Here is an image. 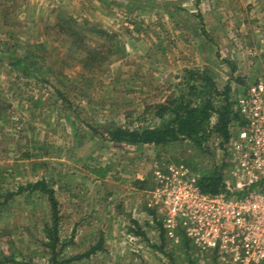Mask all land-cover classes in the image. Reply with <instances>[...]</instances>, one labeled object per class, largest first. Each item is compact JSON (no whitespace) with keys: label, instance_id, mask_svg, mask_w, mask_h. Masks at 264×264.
Here are the masks:
<instances>
[{"label":"rangeland","instance_id":"obj_1","mask_svg":"<svg viewBox=\"0 0 264 264\" xmlns=\"http://www.w3.org/2000/svg\"><path fill=\"white\" fill-rule=\"evenodd\" d=\"M5 9L0 49L13 55L0 52V264H216L181 229L167 235L152 191L155 165L227 178L217 134L202 150L186 140L129 145L107 140L105 126L156 125V105L185 91L190 69L208 71L219 91L229 85L235 101L264 75V0H9ZM39 179L59 202L55 251L46 196L26 188Z\"/></svg>","mask_w":264,"mask_h":264},{"label":"built area","instance_id":"obj_2","mask_svg":"<svg viewBox=\"0 0 264 264\" xmlns=\"http://www.w3.org/2000/svg\"><path fill=\"white\" fill-rule=\"evenodd\" d=\"M238 121L221 140L228 177L225 190L203 192L200 171L184 163L155 165L152 197L163 211V225L177 240L181 229L216 264H264V75L236 98Z\"/></svg>","mask_w":264,"mask_h":264},{"label":"trees","instance_id":"obj_3","mask_svg":"<svg viewBox=\"0 0 264 264\" xmlns=\"http://www.w3.org/2000/svg\"><path fill=\"white\" fill-rule=\"evenodd\" d=\"M3 1V2H2ZM9 0H0V14L5 12ZM4 16V13H3ZM103 33L105 31H102ZM106 34V32L104 33ZM7 46L5 41L3 46ZM8 48H2L0 52ZM15 69L21 72H30V68L23 64L22 59H13ZM21 66V68H20ZM185 76V91L176 96H171L165 102L156 105L154 116L158 118L156 125H146L129 128L118 125L105 126L106 138L111 142L125 143L129 145H156L164 146L175 141H187L192 146L202 150L205 142L212 132L226 140L229 136L228 127L232 121H238L239 115L234 111L235 101L230 97V87L226 85L224 90L219 91L208 71L187 70ZM216 115V121L211 129V119ZM222 144V143H221ZM224 166V164L222 163ZM107 169L94 167L93 174L103 178ZM199 186L203 192L219 193L225 190L224 176L219 168L212 171L202 172ZM31 191H36L46 196L50 209L51 227L47 226V246L55 251L59 241L58 226L60 223L59 202L54 189L49 186L46 179H39L26 185ZM1 204V203H0ZM100 247V245H97ZM98 247L92 246L82 255H74L67 259H79L96 251Z\"/></svg>","mask_w":264,"mask_h":264},{"label":"crops","instance_id":"obj_4","mask_svg":"<svg viewBox=\"0 0 264 264\" xmlns=\"http://www.w3.org/2000/svg\"><path fill=\"white\" fill-rule=\"evenodd\" d=\"M220 139V138H219Z\"/></svg>","mask_w":264,"mask_h":264}]
</instances>
